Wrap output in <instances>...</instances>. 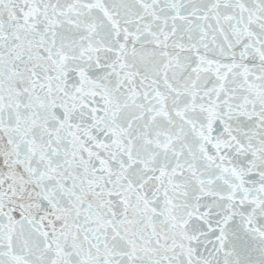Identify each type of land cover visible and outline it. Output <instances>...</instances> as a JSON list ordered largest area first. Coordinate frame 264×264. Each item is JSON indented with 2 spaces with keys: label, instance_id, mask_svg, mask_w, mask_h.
Segmentation results:
<instances>
[{
  "label": "snow or ice",
  "instance_id": "obj_1",
  "mask_svg": "<svg viewBox=\"0 0 264 264\" xmlns=\"http://www.w3.org/2000/svg\"><path fill=\"white\" fill-rule=\"evenodd\" d=\"M0 264H264V0H0Z\"/></svg>",
  "mask_w": 264,
  "mask_h": 264
}]
</instances>
